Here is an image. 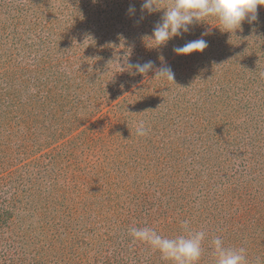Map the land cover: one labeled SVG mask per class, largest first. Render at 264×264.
Segmentation results:
<instances>
[{
	"label": "rangeland",
	"instance_id": "1",
	"mask_svg": "<svg viewBox=\"0 0 264 264\" xmlns=\"http://www.w3.org/2000/svg\"><path fill=\"white\" fill-rule=\"evenodd\" d=\"M141 2L0 0V239L15 252L0 264H171L128 229L171 238L184 220L206 233L198 264L217 236L264 264V6L235 33L208 17L149 47L165 10L141 20ZM205 32L202 52H173Z\"/></svg>",
	"mask_w": 264,
	"mask_h": 264
},
{
	"label": "clouds",
	"instance_id": "2",
	"mask_svg": "<svg viewBox=\"0 0 264 264\" xmlns=\"http://www.w3.org/2000/svg\"><path fill=\"white\" fill-rule=\"evenodd\" d=\"M93 2L95 3L96 0ZM258 6H264V0H173L164 8L158 5V0H142L140 19H144L145 12L151 14L160 9L165 10L161 19L153 25L151 35L148 36L154 42V46L149 47H159L166 45L173 38L183 39L186 33H190L192 26L208 17L218 20L221 31L235 33L236 30L241 29L242 22L247 21L251 24L257 21ZM135 11V5L131 4L127 10L128 14L134 15ZM207 34V32L202 33L201 38L174 47L173 52L178 55L190 54L194 51L202 52L208 47L207 40L203 38ZM126 66L129 70L134 68L139 74H146L156 67L150 60L143 64L129 62ZM158 75L174 81L170 66L158 68L156 76ZM136 134L138 136L147 134L144 121L137 123ZM181 228L182 234L171 238L158 234L150 227H130L128 232L133 241L145 243L152 251H158L164 261H169L171 264H198L203 254L206 233L203 230L191 229L187 220L181 222ZM211 245L214 248L215 264H248L245 248L226 247L218 236L211 240Z\"/></svg>",
	"mask_w": 264,
	"mask_h": 264
},
{
	"label": "trees",
	"instance_id": "3",
	"mask_svg": "<svg viewBox=\"0 0 264 264\" xmlns=\"http://www.w3.org/2000/svg\"><path fill=\"white\" fill-rule=\"evenodd\" d=\"M5 62L7 63V60H5ZM43 63H44V61H43ZM20 122H23V121L20 120ZM242 161L245 162V163H249V164L250 163L256 164V161L254 160L253 157H249L248 158V161H247V159L246 160L243 159ZM244 165H246V164H244ZM251 171H252V168H250V172ZM202 184L200 185L201 187H202ZM238 188H240V186H237L232 191L234 200H238L241 197V195L245 194V193L242 192L241 189H238ZM206 192H207V195L209 193H212V190H211V188L209 186L206 188ZM224 193H225V191L219 193V197L216 200L217 203H214L215 205L216 204H219V202H225L226 203L227 198H226V196H224ZM251 199L253 200V197ZM239 201H242V200L239 199ZM7 207L8 206L6 204L0 202V230H1V227L2 226H5L6 223L9 222V219L12 217V214H11V212L9 211V209ZM258 209H259L258 206L255 203H252V210H253V212H255V213H253V214H255L254 221H256V223L257 222H262V219H263V218H261L262 216L258 214ZM239 212H242V214H241V218H242L244 216L245 212H246V208H243V210L241 208ZM238 217H240V216H238ZM2 243L5 244L4 246H2L3 248H1L3 250H0V251H2V254L1 255H2L3 259L7 260V259L12 258L11 255H13L15 252H12L11 251V248H8L11 245L10 244L7 245V243L5 241H3L2 239H0V244H2ZM159 264H163V263L160 262Z\"/></svg>",
	"mask_w": 264,
	"mask_h": 264
}]
</instances>
